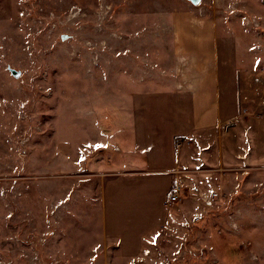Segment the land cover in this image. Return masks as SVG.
Instances as JSON below:
<instances>
[{"label":"rangeland","instance_id":"1","mask_svg":"<svg viewBox=\"0 0 264 264\" xmlns=\"http://www.w3.org/2000/svg\"><path fill=\"white\" fill-rule=\"evenodd\" d=\"M208 32L226 120L175 147ZM0 264H264V0H0Z\"/></svg>","mask_w":264,"mask_h":264},{"label":"crops","instance_id":"2","mask_svg":"<svg viewBox=\"0 0 264 264\" xmlns=\"http://www.w3.org/2000/svg\"><path fill=\"white\" fill-rule=\"evenodd\" d=\"M215 36H216L215 32H208L206 36L207 38L205 39L206 41L203 44L196 45L195 50L193 51H191L190 49L186 50L184 54H181L182 55L181 57L173 58L170 68L173 67L180 69L185 68V70H189L191 73L194 72L195 74L194 73L192 75L188 74L186 75V77H183L184 79L180 78L178 80H167L165 79L166 77L163 78L159 77V79L161 78V80H163L162 81L163 85L165 86L167 85L166 88L167 89L169 88L170 92H172L174 102L176 101V99L179 100V103L187 100L186 105L188 111L189 113L193 114V123L191 125L192 129H189L188 131L177 132L171 136V142L172 144L174 142L175 147H177V144H179L178 142H176V137L180 136V138H184V140L186 141L188 139H192V140L195 139L197 141H200L204 138L202 135L203 132L206 133V131L214 130L223 121L226 120V116L223 118L220 117L221 116L220 108L216 98L217 76L214 74L216 70L214 69L215 66L214 61L216 60V55H215L216 48H214L212 44L213 37ZM164 73L166 74L167 71ZM203 73L205 74L202 75ZM152 78L153 76L151 77L149 75L148 79L152 81L154 80ZM145 81L143 80V83ZM234 104H235L234 107L235 110L236 103L234 102ZM193 135L194 138L191 137ZM181 146L179 147V149L181 148ZM117 150L121 153L127 152V150H125L124 148L117 147ZM175 153L177 154V152ZM175 159H176L175 167L154 169L155 173L156 172L176 173V178L172 177L169 181L167 194L170 191L172 185L176 184L175 183L176 181L177 183L184 182V184L189 182L188 180H185L187 178L184 179V176H182V174L180 175V173H183L184 172L183 170L186 169V165H178L177 157ZM141 172L144 173L147 171H138V173ZM182 188L184 189V187ZM174 204H167L165 199L164 202L165 207H172ZM168 225L170 226V223L165 222L161 226H158V228H166L168 227ZM136 253H132L130 256L131 257L135 256ZM120 257L123 256L120 255ZM131 257L130 259L132 261Z\"/></svg>","mask_w":264,"mask_h":264},{"label":"built area","instance_id":"3","mask_svg":"<svg viewBox=\"0 0 264 264\" xmlns=\"http://www.w3.org/2000/svg\"><path fill=\"white\" fill-rule=\"evenodd\" d=\"M183 194H184L183 188L180 184L176 183L172 185L170 191L167 194L166 203L174 204V203L180 202ZM210 196L216 197L217 193H210ZM194 220L196 221L198 220V218H195Z\"/></svg>","mask_w":264,"mask_h":264},{"label":"water","instance_id":"4","mask_svg":"<svg viewBox=\"0 0 264 264\" xmlns=\"http://www.w3.org/2000/svg\"><path fill=\"white\" fill-rule=\"evenodd\" d=\"M189 1L192 2V4H194V5H198L201 2V0H189ZM9 72H11L12 76H14L16 78L20 76V71L10 69Z\"/></svg>","mask_w":264,"mask_h":264}]
</instances>
